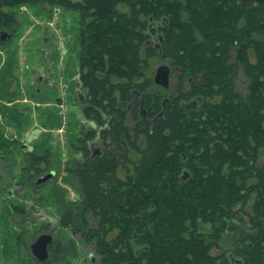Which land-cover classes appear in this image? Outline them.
Wrapping results in <instances>:
<instances>
[{
	"label": "trees",
	"instance_id": "1",
	"mask_svg": "<svg viewBox=\"0 0 264 264\" xmlns=\"http://www.w3.org/2000/svg\"><path fill=\"white\" fill-rule=\"evenodd\" d=\"M38 4L48 12L77 14L76 79L87 90L84 119L97 126L87 138L77 137L81 159L67 169L82 225L76 226L73 206L59 222L81 230L99 264H264V164H259L264 155V4L0 0V33L15 32L19 22L13 8ZM233 51L247 79L245 93L236 89ZM159 55L184 77L198 76L202 83L190 84L192 91L179 86L165 101L166 94L145 74L148 61ZM3 63L0 89L6 90L16 58ZM17 110L16 105L2 108L9 119ZM95 140L101 141L99 153L91 144ZM39 161L38 156L32 160L31 181L45 171ZM244 211L249 230L233 238L229 253L213 255L211 249H223L219 242L244 222ZM86 214L96 219L90 226ZM63 240L53 245L48 261L38 264H63L62 250L75 254L74 241Z\"/></svg>",
	"mask_w": 264,
	"mask_h": 264
},
{
	"label": "rangeland",
	"instance_id": "2",
	"mask_svg": "<svg viewBox=\"0 0 264 264\" xmlns=\"http://www.w3.org/2000/svg\"><path fill=\"white\" fill-rule=\"evenodd\" d=\"M12 10L19 24L6 44L0 46V68L4 61L13 57L17 63L12 67L15 75L7 73L10 83L6 90L0 89V264H38L30 246L39 235L49 233L47 229L52 226L54 230L50 234L56 242L73 240L76 245L75 254L61 251L63 264H99L100 257L92 244L85 243L81 230L73 232L58 221L62 213L73 206L76 226L82 225V212L76 204L79 196L67 183V169L81 159L75 148L77 137L86 132L88 122L77 93V14L56 8L48 12L40 4L21 5ZM151 29L156 30L152 34V44H159L157 24H151ZM230 62L237 66L236 89L245 93L247 79L234 51ZM170 63L159 55L151 58L145 68L146 76L153 82L160 66L165 64L171 68L167 88L154 82L155 88L166 94L165 99L178 91L179 86L192 91L190 84L202 83L200 77H184ZM81 90L85 94V89ZM14 105L18 109L17 117L9 119L2 108ZM127 124H134L130 114ZM139 135L138 144L143 146L146 137L142 133ZM93 147L94 152L100 150L101 141L97 140ZM29 150L31 152H27ZM36 156L40 158L39 168L45 171L31 181V163ZM259 164H264V155ZM52 171L56 174L50 181L36 184L42 175ZM253 200L251 197L247 201L246 212H250ZM246 212H241L242 221L246 223L238 222V228L231 229L219 242L224 250L213 247V255L222 251L229 253L233 238L240 237L242 229L249 230V226H245L249 224ZM47 217L56 219L57 223L49 225L46 219L41 220ZM84 219L89 226L96 221L89 214Z\"/></svg>",
	"mask_w": 264,
	"mask_h": 264
},
{
	"label": "water",
	"instance_id": "3",
	"mask_svg": "<svg viewBox=\"0 0 264 264\" xmlns=\"http://www.w3.org/2000/svg\"><path fill=\"white\" fill-rule=\"evenodd\" d=\"M238 2L240 3L253 2L257 5L264 4V0H238ZM11 37H12V33L8 31H2L0 33V43L6 42ZM169 76H170L169 67L167 65H162L157 70L156 76L154 78V82L163 87H168ZM80 88H81V85L77 81V90H79ZM81 99H83V97ZM53 175H54V172H50L46 174L45 176L41 177L39 180H37V183H43L44 181H47L49 178H51ZM185 177L186 175L184 176V178ZM50 220H53V219H50ZM53 240H54V237L50 233H42L41 235H39V237L35 240V242H33L30 246L32 256L35 257L40 262L46 261L49 258V247L51 243L53 242Z\"/></svg>",
	"mask_w": 264,
	"mask_h": 264
},
{
	"label": "flooded vegetation",
	"instance_id": "4",
	"mask_svg": "<svg viewBox=\"0 0 264 264\" xmlns=\"http://www.w3.org/2000/svg\"><path fill=\"white\" fill-rule=\"evenodd\" d=\"M150 30H151V33L154 35V33H155V29L153 30V29H151V25H150ZM171 64V63H170ZM163 65H165V64H163ZM172 65V64H171ZM168 66V65H167ZM169 67V66H168ZM174 68H176V67H174ZM173 68V69H174ZM176 69H178V68H176ZM169 70H170V75H171V73H172V70H171V68L169 67ZM196 77H198V76H196ZM169 78H170V76H169ZM239 78V77H238ZM200 79H201V77H200ZM157 85H159V84H157ZM161 86V85H160ZM169 86V85H168ZM164 88H167V87H164ZM82 87L79 89V90H77V93H78V96L80 97V100L81 101H83L84 99H85V97H86V93H87V90L84 92L85 94H82ZM179 89V88H178ZM83 97V99H81ZM169 99V98H168ZM168 99H166L165 101H167L168 102ZM162 114V113H161ZM161 114H159L158 116H160ZM157 116V117H158ZM86 124H87V130H86V132H84V133H82L83 135H84V137H88L91 133H92V131L93 130H96V128H97V126L95 125V124H93V123H90V122H86ZM97 140H95V141H92L91 142V144H92V146H94V144H95V142H96ZM101 148H102V145H101ZM28 152H31L30 150L28 151ZM100 152V150H95V153H99ZM52 172H54V171H52ZM55 172H54V175L51 177V178H53L54 176H55ZM46 174H44V175H42V177L43 176H45ZM41 178V177H40ZM51 178H49L47 181H44V183L45 182H48V181H50L51 180ZM39 179V178H38ZM35 180V179H34ZM37 185H39V184H42V183H36ZM46 219V220H45ZM51 219V218H50ZM49 219V217H47V218H43V219H41V220H45L46 222H48V224L49 225H54L55 223H57V220L56 219H54V220H50ZM59 221V220H58ZM52 222V223H51ZM47 230H49L50 232H52L53 230H54V227L52 226V227H49ZM46 229H44V231H47ZM49 232V233H50ZM54 237V236H53ZM55 242H56V239L54 238V240H53V242L51 243V245H50V247H49V258L46 260V261H48L50 258H51V249H52V247H53V245L55 244ZM223 252V251H222ZM222 254V253H221ZM220 255V254H219ZM37 260V259H36ZM38 261V260H37ZM46 261H44V262H46ZM40 262V261H39ZM40 263H43V262H40Z\"/></svg>",
	"mask_w": 264,
	"mask_h": 264
},
{
	"label": "crops",
	"instance_id": "5",
	"mask_svg": "<svg viewBox=\"0 0 264 264\" xmlns=\"http://www.w3.org/2000/svg\"><path fill=\"white\" fill-rule=\"evenodd\" d=\"M45 71V70H44ZM44 76H45V73H44ZM43 78H45V77H43ZM32 141V140H31ZM28 142H30V141H28Z\"/></svg>",
	"mask_w": 264,
	"mask_h": 264
},
{
	"label": "bare ground",
	"instance_id": "6",
	"mask_svg": "<svg viewBox=\"0 0 264 264\" xmlns=\"http://www.w3.org/2000/svg\"><path fill=\"white\" fill-rule=\"evenodd\" d=\"M185 174H187V173H185Z\"/></svg>",
	"mask_w": 264,
	"mask_h": 264
}]
</instances>
